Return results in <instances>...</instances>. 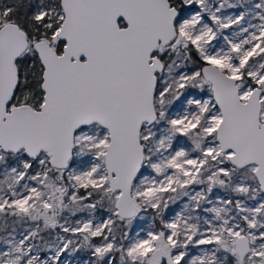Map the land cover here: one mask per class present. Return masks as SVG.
Returning a JSON list of instances; mask_svg holds the SVG:
<instances>
[{
	"label": "snow or ice",
	"instance_id": "obj_1",
	"mask_svg": "<svg viewBox=\"0 0 264 264\" xmlns=\"http://www.w3.org/2000/svg\"><path fill=\"white\" fill-rule=\"evenodd\" d=\"M0 264H264V0H0Z\"/></svg>",
	"mask_w": 264,
	"mask_h": 264
}]
</instances>
